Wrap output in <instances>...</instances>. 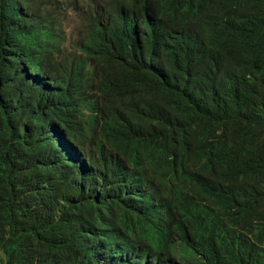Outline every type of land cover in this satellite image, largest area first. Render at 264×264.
Masks as SVG:
<instances>
[{"label":"trees","instance_id":"obj_1","mask_svg":"<svg viewBox=\"0 0 264 264\" xmlns=\"http://www.w3.org/2000/svg\"><path fill=\"white\" fill-rule=\"evenodd\" d=\"M0 264H264V0H0Z\"/></svg>","mask_w":264,"mask_h":264},{"label":"rangeland","instance_id":"obj_2","mask_svg":"<svg viewBox=\"0 0 264 264\" xmlns=\"http://www.w3.org/2000/svg\"><path fill=\"white\" fill-rule=\"evenodd\" d=\"M59 30H61V33L64 36V41L62 46L63 52L58 57L57 61L59 63H65L69 60V46L71 43L73 44L74 39L79 35L78 20L73 12L68 11L62 16V23ZM25 62L28 63V61Z\"/></svg>","mask_w":264,"mask_h":264},{"label":"clouds","instance_id":"obj_3","mask_svg":"<svg viewBox=\"0 0 264 264\" xmlns=\"http://www.w3.org/2000/svg\"><path fill=\"white\" fill-rule=\"evenodd\" d=\"M49 1V0H48ZM62 34V33H61ZM63 35V34H62Z\"/></svg>","mask_w":264,"mask_h":264},{"label":"bare ground","instance_id":"obj_4","mask_svg":"<svg viewBox=\"0 0 264 264\" xmlns=\"http://www.w3.org/2000/svg\"><path fill=\"white\" fill-rule=\"evenodd\" d=\"M61 142V141H60Z\"/></svg>","mask_w":264,"mask_h":264}]
</instances>
